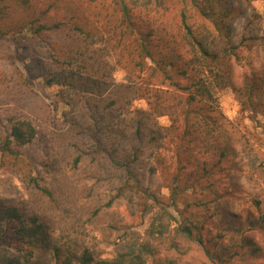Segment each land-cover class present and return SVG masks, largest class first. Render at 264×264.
<instances>
[{"label":"trees","instance_id":"16d2710c","mask_svg":"<svg viewBox=\"0 0 264 264\" xmlns=\"http://www.w3.org/2000/svg\"><path fill=\"white\" fill-rule=\"evenodd\" d=\"M177 1L178 12L166 20L160 0H0V60L12 69L10 84L0 71V105L17 102L18 92L31 95L36 79L59 87L58 102L68 109L53 137L64 143L70 168L84 166L93 180L89 195L100 205L91 216L124 202L131 218L113 226L116 249L104 257L66 228L59 243L45 216L0 200V264H33L48 252L52 264H181L196 247L203 264L264 257L254 233H264L262 202L255 199L246 217L228 209L247 168L253 178L264 176V154L216 96L232 87L242 112L264 116V79L251 75L237 88L232 65L239 46L264 35L253 18L235 32V0ZM118 65L128 82L115 81ZM138 99L147 107L134 106ZM35 118L18 111L0 119V165L17 168L27 188L54 202L55 189L41 183L24 152L41 134ZM168 147L175 158L164 174L165 198L149 159ZM212 204L225 215L217 233L189 213ZM67 225L81 232L78 219Z\"/></svg>","mask_w":264,"mask_h":264},{"label":"rangeland","instance_id":"374dc122","mask_svg":"<svg viewBox=\"0 0 264 264\" xmlns=\"http://www.w3.org/2000/svg\"><path fill=\"white\" fill-rule=\"evenodd\" d=\"M159 3L167 12L166 20L178 12L180 3L177 0H160ZM233 5L235 14L232 21L238 35L242 33L245 23L251 18L256 20L264 35V0H235ZM237 41L238 38L235 39V43ZM232 65L233 82L237 88L242 87L246 78L251 75L264 79V40L252 46H239L238 55L232 58ZM0 71L9 80V84L12 83L10 81L12 69L5 61L0 60ZM113 76L118 83L128 82L127 71L119 65L113 71ZM58 91L59 87L47 86L43 79H36L31 95L18 92L17 102L0 105L1 120L6 119L9 113L18 111H27L36 117L41 134L30 147L24 149V152L30 161L36 163L35 171L37 173L40 171L43 177L41 183L55 189L56 201H51L35 189L27 188L17 168L2 165H0V200L23 203L30 210L45 216L52 225L50 230L52 236L55 240L59 239V243H64L61 235L66 228V233L77 239L79 243L95 246L102 251L104 257H110L116 249L115 242L118 241L117 232L113 226L129 222L131 218L124 202L116 203L110 208H102L98 215L91 216L94 207L100 205L99 197L95 193L89 195L93 180L87 178L84 166L79 169L70 168L64 158V143L53 137V132L64 123V112L68 109L64 102H58ZM216 96L226 117L238 124L242 133L248 134L249 131L255 135L252 136V144L257 151L264 154V116L251 117V112H242L240 97L236 89L232 87L217 91ZM134 106L147 107V104L145 100L138 99ZM159 121L166 125L170 124L168 116H161ZM174 158L172 149L168 147L162 148L149 159L150 163L157 167V173L152 180L153 185L162 188L165 198L169 195V191L164 187V174L173 166ZM48 166L52 168L47 170ZM257 175L253 178L250 168H247L244 176L240 177L241 189L237 193L238 196L231 198L228 202L230 214L246 217L249 209L256 210L255 199L262 202L261 212H264V176ZM179 206L183 208L185 203L181 202ZM67 207L70 208V212L65 211ZM171 210L180 218L179 212L174 207H171ZM190 212L194 219L204 222L207 229L213 233L218 232V226L224 214L215 204H212L209 210L206 207H191ZM74 219L79 220L81 232L78 234L74 226L70 229V225H67L68 221ZM254 233L258 241L264 244V233L259 229H256ZM203 259L201 250L196 247L181 264H203ZM53 261L52 253H38L33 264H52ZM235 264H264V257L251 260L249 263L237 261Z\"/></svg>","mask_w":264,"mask_h":264}]
</instances>
